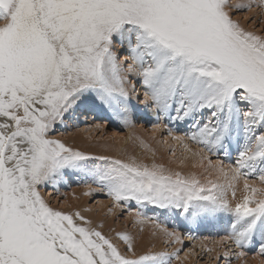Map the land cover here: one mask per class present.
Masks as SVG:
<instances>
[{
	"label": "snow or ice",
	"instance_id": "obj_1",
	"mask_svg": "<svg viewBox=\"0 0 264 264\" xmlns=\"http://www.w3.org/2000/svg\"><path fill=\"white\" fill-rule=\"evenodd\" d=\"M249 6L230 0H0V264H170L178 250L137 255L131 238L121 234L133 253L126 257L100 231L76 223L85 220L79 212L58 211L44 200L41 185L97 159L109 166L91 171L93 183L117 206L135 200L175 209L189 221L226 211L233 219L221 240L240 248L258 236L264 255V199L245 195L233 207L225 198L239 176L259 173L264 181V36L232 18ZM117 49L127 55L121 58ZM132 72L145 90L141 103L174 122L191 120L186 138L202 145V153L227 152L243 134L227 184L163 165L96 157L49 136L81 104H99L130 125L126 82ZM202 153L206 170L223 172ZM158 227L166 242L179 239Z\"/></svg>",
	"mask_w": 264,
	"mask_h": 264
},
{
	"label": "rangeland",
	"instance_id": "obj_2",
	"mask_svg": "<svg viewBox=\"0 0 264 264\" xmlns=\"http://www.w3.org/2000/svg\"><path fill=\"white\" fill-rule=\"evenodd\" d=\"M230 2L233 4L250 5L242 11L233 12L232 18L238 20L241 26L246 30L259 36H264V0H230ZM125 53L127 52L118 50V54L121 58H123ZM125 68H127V65H125ZM132 76V73L128 74L126 82V87L131 95L132 106L130 112L131 124L128 128L122 124L119 117L117 118V116L113 115L107 109H103L99 104H81L76 109H82V114L74 116L71 112V115H67L62 122L58 121L55 124L53 130L49 132V136L54 139H59L63 143L65 142L67 146L77 148L96 157H99L98 150L103 151V149L106 148L118 152H126V147L132 142V139H129L128 143L125 138L136 137L139 146L134 145V147H136L134 148V151H140L138 153L139 159L141 161H146L149 167L153 164L163 165L165 171H179L186 176L195 173L197 178L202 181L205 179H211L215 182H219V175H217L216 171H211L210 169L206 170L208 160H202L201 155L197 154V164L191 165L193 168H196V170L183 167L180 164H173L177 157L183 155L184 150L176 147L177 144L173 142L172 135H178L179 137L185 138L186 145L197 153H202V145L196 144L186 138L187 134L191 131L190 125L192 121L174 122L168 119L164 114L161 118V115L157 112L153 115L145 114L143 111L149 109L148 105L150 103L147 105L141 103L143 94H138V88L141 87L140 78L137 80ZM130 79L134 80L132 84L130 83ZM127 84L130 87L127 86ZM137 96L139 97L138 99ZM85 108H92L95 111L92 112L91 109L90 112L88 111V114H85L83 111ZM156 114L158 120H156ZM207 115L208 112L205 110L200 118H206ZM156 124H160V127L151 129ZM180 124H183L184 126H180ZM133 139L135 140V138ZM243 142V137H240V139L235 142V146L232 147L234 149L231 148L229 150V148L226 147L229 152H225L224 149H219L216 153L210 155L207 154L206 151L202 154L209 155L213 165L218 166V163H220L222 164L223 169H225V166L228 164L234 167L238 150L242 148ZM231 144L230 147L232 146ZM142 153H144V155H142ZM152 153H155L158 158L155 159ZM131 156H134V154H131ZM94 165H99V169H104L109 166L105 161L98 159L89 160L85 163L83 171H80L79 173H74L73 170L65 172L64 174H66L67 178L64 180L63 178L58 179L57 186L51 185L50 182L41 185V195L50 207L58 211L72 214L79 212L85 220L81 221L77 219L75 222L82 226L95 228L103 233L116 227L128 229L132 223L129 224L130 222L127 220V216L131 210L133 211L138 208L136 207V201L131 200L128 203L121 202L120 206H117V203L107 194L105 188H102L98 183H93L90 168H94ZM178 166L182 169L178 168ZM209 171H211V175H209ZM220 174L221 178L222 173L220 172ZM245 179H247V181ZM229 180L230 178H227L221 182L227 184ZM258 181L264 182L259 179V173L249 176H239V178L232 180V187L227 188L225 198L233 207L236 203L242 202L245 195L253 197L254 200L264 199V195H262L263 190H257L256 192L252 191L253 184ZM245 183L248 184V188H245ZM88 186L91 187V191H89ZM258 188L259 187L256 186L254 189ZM79 193L83 194L79 196ZM80 197L85 199L83 205L79 207L75 201L76 198ZM145 204L146 203H140V205ZM250 206H254V204H250ZM140 210H144L146 214H143L142 217L139 216L138 218L143 219L144 216H148V222L155 225L159 230L161 229L158 226H162L172 231L175 224L178 223V231L182 236V240H185L179 247L176 246L174 248V250L178 251L176 256L171 259L170 264H181L177 263L180 260V256L189 246L194 245L193 241L195 239H200L201 241L217 240L218 242L216 244L218 246V251H216V254L213 253L212 255H210V250L209 252H206L203 247L199 248L197 245H194L193 247L196 249L195 256L197 259L195 264H242L243 259L245 260L246 256L252 255L256 259L254 264H264V255L260 253L261 240L258 236L247 246L240 248L237 247L234 241L228 240L229 243L232 242V244L228 245V242L226 243V241L220 239L221 237L229 235L230 224L233 219L232 215L226 211H221L214 218L200 221H189L184 219V217L178 212V215L175 217L168 216L170 211H177L175 209H161L158 206L149 203L145 209L138 208L136 213L140 212ZM85 221L88 223H85ZM187 228H190L189 231H194V235L188 234L192 235L191 238H194L192 241L185 238V235L187 234L185 233V230ZM105 237L108 238L119 251V247H123V252L120 251L121 254L124 253L126 256L128 255L124 243L117 241L116 235H114V240L108 235H105ZM162 241L164 242L159 247V250L167 251L169 253L173 252L171 249L175 243L166 244L169 242H166V240ZM221 241L222 245H220ZM206 247V249L209 248L208 245ZM226 252L228 253L227 257L225 256ZM240 252L245 253V255H237Z\"/></svg>",
	"mask_w": 264,
	"mask_h": 264
},
{
	"label": "bare ground",
	"instance_id": "obj_3",
	"mask_svg": "<svg viewBox=\"0 0 264 264\" xmlns=\"http://www.w3.org/2000/svg\"><path fill=\"white\" fill-rule=\"evenodd\" d=\"M126 55H127V53L124 54V56H126ZM132 74H133L132 77H134L135 79L138 80V78H140L136 72H132ZM133 82H134V80L130 79V83L132 84ZM127 86H129V85L127 84ZM144 91L145 90H144V88L142 87V84H141V87L138 88V94L139 95L143 94L142 100L144 99ZM148 106H149V109L148 110L146 109V111H143V112L145 114H148V115L155 114L156 111H155L154 105H152L150 103ZM242 107H243V105H242ZM91 109L92 108H89V109L88 108H85V109H83V111L85 112V114H88V111L90 112ZM103 109H105V108L103 107ZM81 110L82 109H75V110H73L72 111V115L78 116L79 114H82L81 113ZM91 111L94 112L95 110L92 109ZM159 114L161 115V118H162V115L163 114H161V113H159ZM156 117H157L156 120H158L157 114H156ZM119 120H121L122 121V124L124 126H126L123 123L122 118H119ZM129 120H130V124H131L130 114H129ZM182 125L183 124H180V126H182ZM129 126L130 125L126 126V128H128ZM154 126L151 129H154L155 128ZM171 137L173 139V142L177 144L176 147H179L182 150H184L183 155L180 156V157H177V159L174 160L173 164H180L183 167H188L189 169H195L196 170V168H193L191 165L197 164V152L194 151L193 149H191L188 145H186V141L185 140H184L183 143H181L178 139H174L173 138L174 137L173 135ZM175 137H179V136L177 135ZM241 137H243V134H241ZM133 138H135L136 142H135V140ZM129 139H132V142L131 143H129ZM125 140L128 141V143H129L128 144V147H126V152H118V151L109 150V149L106 148V149H103V151L98 150V152H99V155L98 156H105V157H111V158H114V159H121V160H123L125 162H132L134 160L136 163L146 164L148 166V163L146 161H141L139 159L138 153L140 151H134V148H136V147H134V145H138L139 146V143H138V140L136 139V137H126ZM235 142H233L231 144L232 145L231 147H230V144L226 145V147L229 148V150H230L233 146H235ZM243 144H244V142H243ZM243 144H242V147H243ZM232 149H234V148H232ZM229 150H227V151L229 152ZM131 154H134V156H131ZM142 155H144V153H142ZM152 155H153V157L155 159L158 158L155 155V153H152ZM94 163H92V164H94ZM217 167L218 168H221L222 167V164L218 163V166ZM99 168H100L99 165H97V166L94 165V168H90V170L92 171V170L99 169ZM178 168H181V167L178 166ZM232 168H233L232 165H230V164L226 165L225 166V169H223V172H221L222 173V177L221 178H220V176H221L220 172L216 171L217 175H219L218 181L221 182V181H223V180H225L227 178H230L231 179V176H232ZM69 171L70 170H66L65 172H69ZM73 172L74 173H79L80 171H73ZM225 174H227V175H225ZM61 178H63V180L66 179L67 178L66 177V174H64L63 177H56V178H54V180L51 181L50 184L51 185H54V186H57V184H58L57 180L58 179H61ZM245 180L247 181V179H245ZM256 186L259 187L256 190H263L262 195H264V182H259L258 181L256 183H254L253 186H252V189H254ZM82 194L83 193H79V196H81ZM84 199L82 197L76 198V201L75 202L80 207L81 205H83ZM128 202H130V201H127L126 203H128ZM147 204L148 203H146L145 205H140V203H137L136 202V207L141 208V209H145L147 207ZM138 208L136 210H133V211L131 210L128 213L127 220L130 222V223L129 222L128 223L129 224L132 223L131 226L128 229L116 227V228L109 229L107 232H104V233L101 232V233L104 236L105 235H108L109 237H112L113 240L115 239L114 235H116L117 236L116 237V240L117 241H120L121 243H124V247L126 249H127V244L121 238V234L129 236L131 238V242H132L133 248L135 249V253L137 255H143V254L148 253V252H159L160 251L159 250V247L164 242L162 240L168 241L170 238L169 237H166L163 234V232L161 230H159V228H157L155 225L149 223L148 222V220H149V217L148 216H144L143 219L138 218L139 216L142 217L143 214H146V212L144 210H140V212H138L140 215H137L136 211H138ZM177 215H178L177 211H170L168 213V216H170V217H175ZM124 225H126V224H124ZM178 226H179L178 223H176L175 226H174V229H172V231L169 230L170 232H176V233L179 234V239H177L175 242L166 243V244L175 243V245L171 249L172 251H174V248L176 246L179 247L184 242V240H185V239L182 240V236L180 235V232L178 231ZM189 229L190 228H187L185 230V233H187L185 235V238H188V240L192 241L194 238H191L192 235H188V234H193L194 231H189ZM217 243H218L217 240L201 241L200 239H198V240L195 239L193 241V244L195 246L197 245L199 248H202L203 247L204 248V251L206 250V252H209V250H210V255H212L213 253L216 254V251H218V246L216 245ZM226 243L228 245L229 244H232V242L229 243V241H226ZM233 244H234V242H233ZM207 245L209 247L208 249H206L207 248L206 247ZM220 245H222V241L220 242ZM193 246H189L186 249V251L183 252V254L180 256V260L177 263H181V264H195V262L197 261L196 256H195L196 255V249ZM119 249H120L121 252H123V247H119ZM122 254L125 255L124 253H122ZM132 255H133V253L128 252V255L127 256L125 255V256L126 257H131ZM208 256H209V253H208ZM255 260L256 259L253 257V255L252 256H246V259L245 260L243 259L242 264H254Z\"/></svg>",
	"mask_w": 264,
	"mask_h": 264
}]
</instances>
